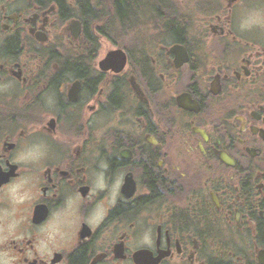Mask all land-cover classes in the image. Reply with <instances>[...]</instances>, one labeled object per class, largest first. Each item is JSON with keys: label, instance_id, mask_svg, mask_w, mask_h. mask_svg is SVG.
Listing matches in <instances>:
<instances>
[{"label": "flooded vegetation", "instance_id": "flooded-vegetation-1", "mask_svg": "<svg viewBox=\"0 0 264 264\" xmlns=\"http://www.w3.org/2000/svg\"><path fill=\"white\" fill-rule=\"evenodd\" d=\"M116 1L0 0V264H263L264 0Z\"/></svg>", "mask_w": 264, "mask_h": 264}, {"label": "trees", "instance_id": "trees-1", "mask_svg": "<svg viewBox=\"0 0 264 264\" xmlns=\"http://www.w3.org/2000/svg\"><path fill=\"white\" fill-rule=\"evenodd\" d=\"M116 3H117L120 13H123V11L126 8L124 4V0H117ZM89 13L100 16V0H98V2L96 3L95 6H93V8L89 7ZM91 21H94V22L96 21L98 23L100 22V19L94 18V19H91Z\"/></svg>", "mask_w": 264, "mask_h": 264}, {"label": "rangeland", "instance_id": "rangeland-1", "mask_svg": "<svg viewBox=\"0 0 264 264\" xmlns=\"http://www.w3.org/2000/svg\"><path fill=\"white\" fill-rule=\"evenodd\" d=\"M96 2V0H93V3H95Z\"/></svg>", "mask_w": 264, "mask_h": 264}, {"label": "water", "instance_id": "water-1", "mask_svg": "<svg viewBox=\"0 0 264 264\" xmlns=\"http://www.w3.org/2000/svg\"><path fill=\"white\" fill-rule=\"evenodd\" d=\"M181 104V103H180ZM263 264H264V262L263 261H261Z\"/></svg>", "mask_w": 264, "mask_h": 264}]
</instances>
